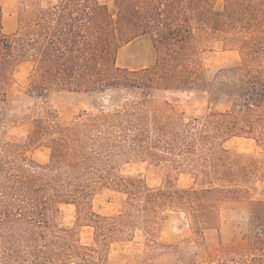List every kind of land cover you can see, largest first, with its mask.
Here are the masks:
<instances>
[{
	"label": "trees",
	"instance_id": "obj_1",
	"mask_svg": "<svg viewBox=\"0 0 264 264\" xmlns=\"http://www.w3.org/2000/svg\"><path fill=\"white\" fill-rule=\"evenodd\" d=\"M43 1L20 0L16 27L4 32L0 0V109L22 63L36 100L24 134L9 133L0 114V264H108L119 242L142 244L148 255L170 251L179 264H264L256 236L264 229V0ZM139 38L150 50L141 46L118 64ZM217 41L240 64L206 81L199 50ZM121 89L131 97L68 121L49 101L54 92L94 98ZM157 89L202 91L206 110L187 118L154 98ZM234 136L254 138L261 152L225 148ZM40 146L49 150L46 163L35 159ZM135 161L166 162L192 184L178 187L168 173L151 187L121 173ZM106 187L125 195L115 215L91 208ZM63 204L75 208L72 225L59 221ZM166 211L182 213L191 235L216 231L219 249L199 263L160 242ZM233 216L246 232L224 241ZM82 226L91 228L89 244L80 241Z\"/></svg>",
	"mask_w": 264,
	"mask_h": 264
},
{
	"label": "rangeland",
	"instance_id": "obj_2",
	"mask_svg": "<svg viewBox=\"0 0 264 264\" xmlns=\"http://www.w3.org/2000/svg\"><path fill=\"white\" fill-rule=\"evenodd\" d=\"M19 1L1 0L4 32H11L16 27V13ZM45 2L46 0L43 1V3ZM141 46H145L146 49L150 50L149 41L145 38H139L122 49L117 63L122 64L128 54L137 52ZM150 56L151 53L149 52V59ZM199 56L203 64L202 77L206 81L212 80L220 70L229 69L240 64L238 52L224 49L219 41L201 46ZM30 69L31 67L28 63H22L15 68L13 72L14 87L7 98L5 109H0V114L6 116L4 118L6 130L11 134L19 135L25 133V115L30 113L36 103V100L30 95L28 90ZM130 97L131 93L126 89L108 91L94 98L84 92L61 91L54 92L49 101L68 121L77 117L82 110L96 111L100 106L116 105ZM153 97L169 101L187 118L200 115L206 110V94L202 91L157 89L153 93ZM212 108H224V106L214 105L211 106ZM224 147L244 154L261 152V147L256 140L246 136L231 137L224 143ZM48 157L49 150L47 148L43 146L37 148L35 152L37 162L46 163ZM121 173L139 176L151 187L158 186L168 173L176 175L178 187H189L192 184L191 175L174 171L166 162H130L122 166ZM124 199L125 195L122 192L109 187L102 188L92 195L91 208L95 213L102 216L115 215L120 212ZM60 211V223L65 226L72 225L75 220L74 206L63 204L60 207ZM245 232V223L239 216H233L228 224L223 227L221 236L224 241H240ZM91 235V228L87 226L80 228V241L82 244H89ZM256 236L264 243V229L258 231ZM159 241L165 244L177 245L184 259L193 257L199 263L205 259L208 253H214L219 249V236L216 231H206L203 237L191 235L184 215L174 211L163 213ZM174 249L170 248V250ZM150 251L153 255H148L145 246L142 244L131 242L114 243L109 249L108 264H179L175 261V257L170 251L161 255H156L152 253V250Z\"/></svg>",
	"mask_w": 264,
	"mask_h": 264
},
{
	"label": "crops",
	"instance_id": "obj_3",
	"mask_svg": "<svg viewBox=\"0 0 264 264\" xmlns=\"http://www.w3.org/2000/svg\"><path fill=\"white\" fill-rule=\"evenodd\" d=\"M76 93H80V92H76Z\"/></svg>",
	"mask_w": 264,
	"mask_h": 264
}]
</instances>
